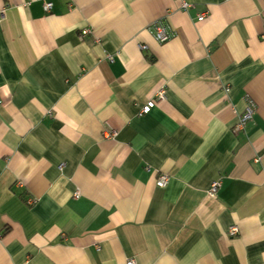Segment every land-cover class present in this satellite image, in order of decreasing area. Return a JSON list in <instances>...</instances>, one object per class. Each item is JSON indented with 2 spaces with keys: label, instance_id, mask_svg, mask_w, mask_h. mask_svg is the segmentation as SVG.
<instances>
[{
  "label": "crops",
  "instance_id": "crops-1",
  "mask_svg": "<svg viewBox=\"0 0 264 264\" xmlns=\"http://www.w3.org/2000/svg\"><path fill=\"white\" fill-rule=\"evenodd\" d=\"M129 260L264 264V0H0V264Z\"/></svg>",
  "mask_w": 264,
  "mask_h": 264
},
{
  "label": "built area",
  "instance_id": "built-area-1",
  "mask_svg": "<svg viewBox=\"0 0 264 264\" xmlns=\"http://www.w3.org/2000/svg\"><path fill=\"white\" fill-rule=\"evenodd\" d=\"M192 7L191 4L183 1L182 2V8L184 10H188ZM53 9V4L52 3H45L44 4V11L47 13H50ZM204 20V15L199 17V21ZM87 33V32H85ZM84 33V34H85ZM155 38L159 43H165L169 41L170 39V34L166 32L163 28H157L155 32ZM166 98L163 93H159L156 98H154L152 101H150L143 109L142 113L147 114L149 113L153 108L163 104L165 102ZM254 118V110L252 108H248L243 115V118L241 119L240 123L237 125L235 128V133L238 132L241 128H243L248 122H250ZM169 182V178L166 176H162L158 179V184L160 186H166ZM221 183L220 181H214L211 185V189L209 191L210 195H215L220 188ZM78 196V193H77ZM237 233V229L233 228L231 231L232 235H235ZM127 264H135L134 260H129Z\"/></svg>",
  "mask_w": 264,
  "mask_h": 264
}]
</instances>
